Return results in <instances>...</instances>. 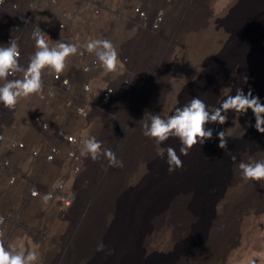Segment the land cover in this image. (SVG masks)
<instances>
[{"label":"bare ground","instance_id":"bare-ground-1","mask_svg":"<svg viewBox=\"0 0 264 264\" xmlns=\"http://www.w3.org/2000/svg\"><path fill=\"white\" fill-rule=\"evenodd\" d=\"M239 2L241 3L240 7L230 13V15L232 14L231 20L214 39L210 40L205 36L209 35L206 26L200 27L196 35L195 32L191 33L193 40L198 39V36L201 37L199 41L195 40L188 49L185 48V51L190 53V58H198L200 62L195 65L198 71L195 76L197 80L187 93L181 95L179 104H177L178 102L174 103L175 107H182L193 97H200L210 106H219L226 95H235L238 88L243 89L245 94L251 89L253 95L259 96L261 102L264 103V0H240ZM166 21L167 15L158 32L151 35L161 34ZM185 35L187 34L185 33ZM0 46H8L3 38H0ZM183 46H185V42ZM138 89H142V87ZM143 98H141V106L139 105L138 108H136V101L131 103L129 100V103L135 108L124 119L119 117L122 120L121 131L118 128L122 137L117 153L121 152V145L122 149L127 150L128 148L125 143L122 144L123 134L133 139L131 143L135 148H129V151H133L131 162L124 157L126 155L123 153L117 157L121 161V157L125 158L127 167L123 169V173H132L130 181L135 183V187L118 201L115 200V204L111 203L112 207L109 206L108 212L106 211L99 217L94 218L89 215L84 219V217L81 218L83 214L80 213L81 216L75 220L77 221L76 233L71 230L67 237L71 241V246L73 245L70 249L73 255L63 256L61 260L63 264H148L146 254L148 255L155 248L170 250L177 238L189 234L194 227L193 222L200 220V203L203 199L199 194L202 191L203 183L213 196L207 200L212 221L209 222L208 219L206 222V229L200 239L204 243L200 244L197 249H199V253L203 251L201 255L207 254L218 238V227L215 223L217 215L214 213L217 210V204L228 205L231 198L241 189L242 176L238 167L239 163L260 159L258 153L263 152L264 133H260L254 127L256 121L251 109L246 114L229 111L225 124H208L207 127L213 129V137L206 140L203 145L198 143L193 146L187 155H180L178 138H169L159 145L154 138V141L151 139L148 142L144 139L141 120L145 116L146 102L142 101ZM26 99L22 98L15 108L22 109ZM1 109L9 108L0 103V111ZM104 118L100 120L99 124ZM227 126L233 135L246 133L248 136L250 135V138L227 155L226 170L220 171L217 168L209 170L210 174L207 175L210 176L204 181L202 178L204 156L217 154L220 158L222 157L223 152L219 150L220 141L217 133ZM93 135L92 133L88 138ZM168 146L176 149L183 162V167L175 168L171 172L167 163L166 148ZM154 148H156V152H154ZM158 148L165 150L163 157L157 154ZM233 156H235V160L232 159ZM89 159V154H82L80 151L79 161L67 158L69 167L60 170L51 166L50 171L72 173L73 175L82 174L87 168ZM73 161L79 165V170L75 169ZM23 162L26 168H22V170L32 171V164L28 161ZM23 162L20 163V167ZM127 177L130 176L127 175ZM124 179L127 182L129 180L128 178ZM61 180L65 183V193L69 194L67 180ZM129 187H125V189ZM49 192L53 196L46 203L51 204L56 201L62 210L58 212L59 210L56 208V216L59 217L60 213L65 214L64 211L68 212L73 208L76 200L74 193L72 201L68 205L70 207L72 205V207L63 209L57 191L52 188L49 189ZM46 194L48 193L46 192ZM46 194L43 193V195ZM41 196L37 198H41ZM33 199L34 197L31 196L27 203ZM256 201L252 203L253 210L264 205V192L257 197ZM85 221L87 223L83 226ZM4 240L8 243L6 238ZM82 242L85 243V246L81 245ZM100 243H103L104 248L98 251ZM232 243L233 240L229 242V245H233ZM74 246L77 248L74 249ZM184 254V258L183 256L180 258L181 261L188 258ZM173 262L175 259H170V262L166 264ZM183 263L185 262L182 261Z\"/></svg>","mask_w":264,"mask_h":264},{"label":"rangeland","instance_id":"rangeland-1","mask_svg":"<svg viewBox=\"0 0 264 264\" xmlns=\"http://www.w3.org/2000/svg\"><path fill=\"white\" fill-rule=\"evenodd\" d=\"M239 1L171 0V4L167 6L170 10L162 33L150 34L149 37L142 38L133 44L137 73L133 78L124 80L126 85L119 86L113 105L93 133L98 141H102V147L111 149L116 156L123 153L126 155L124 157L131 162L133 151H129V148L133 149L135 146L131 143L133 139L128 138L126 134H123L122 144L125 143L128 151L122 149L121 145V152L117 153L122 137L120 135L122 120L119 117L124 119L126 115L131 114L135 108L131 103L136 101V108H138L143 97L142 101L146 102L147 109L144 115L146 112L158 113L162 118H167L174 114L177 108L174 103L179 104L181 95L187 93L197 80L195 76L198 71L195 65L200 62L198 58H190V53L185 51V48L188 49L195 40L199 41L201 37L198 36V39L195 37L196 39L193 40L191 33L195 32L196 35L200 27L206 26L209 35L205 36L210 40L214 39L231 20L232 14L230 13L240 7ZM202 38L205 37L202 36ZM184 42L185 46H183ZM141 87L142 89H138ZM222 131H225L226 141L224 148L219 147V150L223 152L222 157L220 158L217 154L204 156L205 163L202 170L204 181L210 176L207 175L209 170L215 168L220 171L226 170L227 155L250 138V135L246 133L233 135L229 126ZM144 139L147 142L151 139L154 141L153 138L146 136ZM262 150L263 152L258 153L259 160H264V148ZM121 158L122 167H111L104 156H100L95 161L90 157L86 170L78 175L53 170L47 173L41 168H35L33 171V165L32 171L21 170V181L16 186V193L11 194L12 190L8 188V194L4 196L5 211L8 215L15 216V221L9 222L6 227L7 236L4 238L7 239V244H11L12 249L18 253H26L30 249L37 250L40 253L41 264H63L61 261L63 256L73 255L70 250L73 245L71 246V241L67 237L71 230L76 233L77 221L75 220L82 214L81 218L84 217V219L89 215V217H99L106 211L108 212L109 206L112 207L124 194L135 187V183L130 181L132 173H123V169L127 166L125 158ZM21 166V169L26 168L24 162ZM28 175H31L29 179L34 180L35 178L37 182L46 181L48 177L51 178L50 181L66 179L70 192L67 198L72 199L73 193L76 195L73 208L68 212L64 211L65 214L60 213L58 217L56 210L58 209V212L62 210L56 201L48 204L41 196V198L34 197L33 200L25 203V194L31 186L29 182L23 180L26 179L25 176L29 177ZM124 178H128V182ZM128 186L130 187L125 189ZM263 188L264 181L245 180L241 177L239 193L231 198L228 205L217 204V210L214 213L217 215L215 223L218 227V238L207 254L201 255L203 251L199 253L197 248L204 243L200 239L206 229V222L208 219L209 222L212 221L207 200L213 198L210 190L204 187L203 183L199 194L203 199L200 203V220L193 222L194 227L190 233L186 236H179L180 238H177L170 250L155 248L156 250L146 254V262L166 264L170 262V259H175V262L169 264H182V261L185 262L183 264H251L254 260L256 264H264V205L257 210L252 209L254 207L252 203H255L257 197L263 194ZM12 207L17 209L15 214L10 211ZM69 207L63 206L62 208L69 209ZM86 223L87 221L82 225ZM232 240L233 245L230 246L229 242ZM81 245L85 246V243L82 242ZM183 254L188 258L181 261Z\"/></svg>","mask_w":264,"mask_h":264},{"label":"built area","instance_id":"built-area-1","mask_svg":"<svg viewBox=\"0 0 264 264\" xmlns=\"http://www.w3.org/2000/svg\"><path fill=\"white\" fill-rule=\"evenodd\" d=\"M171 0H0V38L7 45L18 43L20 63L27 66L36 51L32 32L44 31L49 44H75L78 53L67 60L63 73L45 69L43 89L27 97L22 109L0 111V239L4 240L9 221L4 196L10 187L13 193L21 181L20 163L28 161L47 173L50 167L64 170L68 159L80 160L83 141L99 125L114 102L120 85L133 78L134 45L142 38L158 32L166 20ZM108 39L117 48L116 71L101 67L87 42ZM23 73H16L22 78ZM73 161L75 169L79 165ZM40 165V166H39ZM52 172V170L50 171ZM30 183L25 203L33 190L39 195L57 191L62 206L72 201L65 193L63 180L39 181L28 175ZM36 181V182H35ZM60 181V182H58ZM32 183V184H31ZM34 187V188H33ZM31 195V196H30ZM15 214L17 209H10Z\"/></svg>","mask_w":264,"mask_h":264},{"label":"clouds","instance_id":"clouds-1","mask_svg":"<svg viewBox=\"0 0 264 264\" xmlns=\"http://www.w3.org/2000/svg\"><path fill=\"white\" fill-rule=\"evenodd\" d=\"M32 39L35 41L36 51L31 56L28 65L25 67L20 63L21 51L14 40L8 46H0V103L9 109H14L22 98L40 93L43 89V72L45 69L54 71L56 74L63 73L67 67V60L70 56L78 53L75 44L60 42L50 45L44 31L35 29L32 32ZM86 50L93 53L101 67L109 72L116 71L118 67V50L108 39H96L87 42ZM16 73H23L22 78H16ZM247 79V78H245ZM251 109L255 116L254 127L264 133V103L259 96H254L250 89L245 94L243 89H237L236 94H228L221 101L219 106H210L200 97H193L182 107H177L174 114L162 118L158 113H145L142 122L143 135L154 138L157 144L175 137L180 141V155H187L188 151L198 143L203 145L206 140L213 137V129L208 128L210 123L225 124L229 111L239 114H246ZM147 117V118H146ZM219 147L224 148L225 131L217 133ZM82 154L87 153L93 161L104 156L111 167H122L123 162L118 160L116 154L108 148L102 147V141L92 136L83 141ZM157 154L165 155L164 149H159ZM167 163L169 171L183 167L180 155L172 146L166 148ZM235 160V156L232 157ZM240 173L245 180L264 181V160H253L239 163ZM33 196L39 195L33 190ZM50 194L42 199L47 202ZM3 219L0 218V224ZM104 245L100 243L97 250H103ZM0 264H41L40 253L30 249L26 253L16 252L11 244L0 239ZM251 264H256L253 260Z\"/></svg>","mask_w":264,"mask_h":264}]
</instances>
